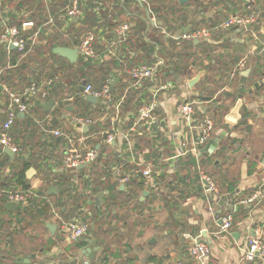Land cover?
Instances as JSON below:
<instances>
[{
    "label": "crops",
    "instance_id": "0c3cea01",
    "mask_svg": "<svg viewBox=\"0 0 264 264\" xmlns=\"http://www.w3.org/2000/svg\"><path fill=\"white\" fill-rule=\"evenodd\" d=\"M90 1L92 7L87 8L85 13H91L95 19L94 21L92 18L89 22L94 23L92 28L98 30L94 46L99 53H102L104 48H111V50L106 52L104 60L89 63L88 71L91 72L93 77L99 78L101 77L100 70L102 65H106L108 72L105 80H107L119 61L120 78L117 82L110 85V88H114L112 95L115 96L119 92H126L131 87L133 78L128 73V70L139 64H146V59L142 57V53L146 50L133 48L136 47V44L146 40V32L150 35L152 33L158 35L159 33L165 38L167 36L157 29H151V26H153L152 17L147 13L146 8L135 0ZM132 1H134V5H132ZM188 1L186 0V2ZM15 2L16 0L7 2L5 12L8 10H14L15 12ZM202 2L203 5L204 3H210V8L206 10V6L204 5L205 8H203L200 3V6L188 3L186 11L190 6L195 8L189 11L191 15L186 12V30L206 25L210 21L219 22L231 13L248 14L251 12L256 20L250 25L233 26L225 31L220 30L210 39H193L194 42L200 43L199 46L192 48L195 63L192 64L191 68L193 74L199 75L198 80L190 86L188 84L189 77L183 76L178 78L179 81L176 87L170 92L160 93L159 110H161L164 117L163 124L160 128L156 124H152L147 133L145 131L142 135L132 134L131 136L136 157L160 159L163 156L165 167L162 168V174H165V177L166 175L167 177L176 176L171 183L174 186V191L167 190L169 184L167 181H158L157 187L153 191L156 197L152 198L150 191L140 182H136L132 186L118 183L117 190H125L124 193H130L128 198L116 192L114 195L117 196L116 209L118 213L120 206L123 209L125 206L119 205V202L128 203L126 206H130V209H127L126 212L131 217V224L127 225L133 232V242L125 239L127 237L124 235L125 224L123 225L119 222L116 230L104 229L105 226H101V222L100 225L94 224L93 227L94 229L98 228L96 230L99 231V234L96 235L91 231L89 234L77 239L62 235L58 231L57 226L54 232L51 233L45 224L46 222H54L56 224V222L51 218L49 209H47L48 212L45 211L46 216L50 214L49 218L42 224L40 215L35 212L37 210L20 212V210H16L19 206L17 204L13 208H6L5 204L7 201L4 200L2 203L3 208H1L0 204V264H16V257L25 255H28L29 261L20 262L19 264H177L178 262L200 264L189 257L188 246L194 237L202 238V229H204L207 238L210 240L208 243L210 254L205 260V264H264V261H246L243 257L247 239L252 234L253 228L258 226L264 235V164L261 162V158L264 155V0H202ZM105 14L107 16L104 18ZM112 14H114L113 17ZM25 21L24 31L33 29L34 25H36L35 22ZM104 21L111 24L103 25ZM123 21H128L130 24L128 39L124 41L126 43L117 41L114 35L116 25ZM55 23L51 26H45L43 31L40 32L37 46L45 41L55 42L54 46H70L65 43L56 44L65 39H62L64 36L62 33L63 29L55 28L60 26V24L57 20ZM79 25L74 23V26ZM83 25L85 26L87 23ZM183 27L181 26L180 28L184 31ZM42 35H44L43 38H41ZM137 38L139 42H136ZM113 40L115 41L114 44L112 43ZM205 40L211 42L208 48L204 47L203 43ZM162 41L163 45L166 43L168 46V39H162ZM42 52L45 53L44 51ZM158 52L156 56H153L154 61L151 58L147 59L148 65L158 61L165 64L164 62L168 59L166 58V50H161L160 48ZM54 54L56 56L49 54L43 57V55L38 53L40 57L38 65L41 66L39 73H42L43 69L45 73H49L55 67L62 66L65 82L62 93L68 94V81L71 80L72 74L69 73L66 63L59 59L62 56ZM209 56L212 58L223 56L228 60L227 66L229 68L227 70L230 73L239 59L245 58L246 64L238 73L235 72L232 76L228 73L227 79L225 78L226 76L220 79L216 75L217 65H215L214 59L211 60V66H214L215 69H209V71L205 69V66L209 65L207 59ZM233 57L235 58L232 63ZM67 61L70 62L68 59ZM164 69L157 70L156 68L155 76L152 80L142 79L138 83L139 93L144 92L146 87H151L155 80L160 82L169 80L165 78L166 76L162 77L163 73L166 75ZM73 70H75V67H73ZM206 72L209 75L206 80H203V75ZM31 73H33V70ZM15 74L17 75V73ZM31 75H34V73ZM201 79L202 81L199 82ZM15 82L16 80H14ZM101 82L98 84H101ZM18 83L22 86L13 84L11 87L16 91H23L27 84L25 85V82L20 83V79ZM214 83L216 87L212 88L211 86ZM81 85L82 83L79 86ZM197 90L208 93L209 99L201 100L202 103L197 106H200V109L197 108L195 114L192 115V124H188L178 115L176 103L180 100L198 99ZM4 104L5 102L0 98V109L4 108ZM75 106L74 102L73 104H68V109L74 111ZM88 108L91 110L95 107L90 106ZM44 111L46 110L43 108L36 110L38 114ZM134 111H126L121 116L120 113L117 114L115 122L119 123L122 129L130 125L134 120ZM19 113L18 117L20 119L24 118V115ZM92 113L99 118V113ZM114 114L115 110L110 109V115L113 116ZM206 117L215 120L217 123L212 128L210 140L199 148L198 166L201 168L200 163L206 164L209 162L206 159V154L213 153L214 155L211 156L210 160L214 161L211 162V165L222 173L221 188H215L212 193L204 191L203 188L202 196H200L193 193L196 188L192 179L196 175L197 170L194 166L188 168L186 162L189 156H195L193 148L197 147L196 140L200 135L197 121L199 122ZM232 119L235 120L233 121ZM99 121L102 122V120ZM52 123H57V120H52ZM94 127L95 125L90 126L88 129H95ZM11 134L15 135L13 132ZM214 137H218L215 141V148L208 151V144ZM34 138L41 141L39 136L34 135ZM96 139L94 138L92 141ZM57 142L62 144L61 140ZM96 147L98 146L96 145ZM118 147L119 141L117 139L115 145H112L111 148L115 150ZM98 148L108 151L105 147L100 148L99 146ZM56 149H53V151L56 152ZM255 153H258V157H251V154ZM44 156L46 158L43 161L49 162V158L46 155ZM13 157H9V160L13 159ZM10 169V165H2L0 171H10ZM28 171L27 169L25 170V175L28 179L29 187L39 191L43 190V182L36 170H32L29 175ZM10 172L7 175L4 173V177L0 178V187H6L10 183ZM178 173L183 174L182 179H184V174L188 173L183 183H180V181L176 182L178 181L176 180ZM113 181H115L113 177H106L100 184V191L104 192V200L102 201H98L96 197L99 191L94 195L90 194V196L86 194L84 190L89 186L86 187L84 178L78 182L76 189H72L73 196L72 194L66 196L64 189L56 187V190L51 192L54 195H47L50 193L45 190L46 198L42 199H47L50 203L55 204L57 202L56 199L60 198L61 195L62 198L66 197L63 200L64 205L60 208L62 216L65 217L76 214L77 201L88 202L98 211L96 214L97 222L101 221V218L109 220V218H106L107 206L110 203V201L108 202L109 192L107 187ZM89 189L91 190V187ZM92 190H94V187H92ZM257 190L260 191L259 202L252 204L240 202V200ZM144 191H147V193L143 196ZM168 192H172L179 199L178 202L181 208L176 219L177 222H182L181 225L170 224L166 226L164 224L167 217L165 205H167L168 199L164 202L160 194L163 193L164 196ZM191 192L192 194L186 199L181 197L183 194ZM135 197L140 201L139 204L134 200ZM91 198L92 201L89 200ZM123 199L127 201L123 202ZM96 200L98 201L97 203ZM32 205H34V201ZM116 209L113 208L111 213H115ZM147 210L148 214H144ZM235 211L237 212L234 214V223L231 224L229 230L220 231L219 221L221 215ZM21 217L29 221L28 228L21 229L19 224ZM110 219L112 220V218ZM147 220H149L148 225L147 223L143 225L142 223ZM113 221H115V224L117 223L115 219ZM31 224H33L32 227H29ZM106 225L107 227L110 226V224ZM4 228L8 229V231L1 233ZM104 233L106 236H113L112 241L106 242L102 237L98 236H102ZM103 255H105V259H102ZM151 256H154V258H150Z\"/></svg>",
    "mask_w": 264,
    "mask_h": 264
},
{
    "label": "built area",
    "instance_id": "2783aa9c",
    "mask_svg": "<svg viewBox=\"0 0 264 264\" xmlns=\"http://www.w3.org/2000/svg\"><path fill=\"white\" fill-rule=\"evenodd\" d=\"M86 1L88 0H69L64 6V9H59L60 11L65 10L66 17L65 14L60 15V20L58 21L60 26L55 28L60 30L62 28L64 36L66 25L70 22L77 24L83 19L87 8H90L82 4V2ZM135 1L146 8L147 13L152 17V25L155 29L163 32L165 36L176 39L177 41L181 39L192 40L197 38L210 39L220 30L225 31L233 26L250 25L256 20L251 12L248 14L231 13L219 22L210 21L206 25L189 28L186 31H183L181 28L176 31H167L166 26L162 25V22L159 21L154 12H152L149 0ZM1 7L3 10L7 8L5 0H0V8ZM22 12L25 11L23 10L21 13ZM0 24V44L6 47H10L9 45L12 44L14 48L21 51V56H24L26 53L33 52L34 47L38 43L40 32L43 31L44 27L56 23L54 17L50 15L40 25L34 26L29 34L21 32L15 24L9 23L6 17L1 18ZM129 25L128 21H123L116 25L114 35L117 41H127L128 32L130 30ZM97 32L98 30L96 28H91L82 34L79 42L75 45L78 52L77 58H80L84 62L91 63L93 61L102 60L106 52L111 50V48H104L102 53L96 50L94 42ZM112 43L114 44L115 41L113 40ZM158 63H160V61L152 65L142 63L130 68L128 73L133 78L131 86L139 87L138 83L142 79L152 80L155 76ZM245 64V58L239 59L230 73L231 76L242 69ZM119 65L120 62L118 61L114 67L115 70H112L110 77H108L107 81L99 88H94L90 82L82 83L83 90H81V92L83 95H94L96 97L95 102H99L102 105L99 118L89 113L74 112L68 109V104H73L74 102V94L62 93L65 82L63 71L59 66L55 67V69L49 73L35 76L23 91H16L7 83L0 81V98L5 102L4 108L0 109V113H4V119L0 123V146L2 148L8 147L14 153V156L16 154H21L22 156L27 155L28 146H30L34 140L29 139L27 143H22L21 140H16L11 134V128L17 120L18 113L21 112L24 117L30 120L36 127L37 133H35V135L40 137L41 141L39 142H44L41 151L43 155L48 156V158L51 157L49 156L50 153L48 154L44 149L53 150L49 149L52 147L50 142L52 141L53 143V139L60 137L62 142L60 145L62 154L58 160L61 167L69 173V180L63 188L66 192V196L72 194V189L77 188L78 182L82 178H84V181L88 180L91 182L86 186L91 187V190L89 187L84 190L86 194H88V196H90V194H96V192L92 190V184H94L92 180L96 168L109 170L113 179L122 185L129 186L132 182H141L146 188L156 186L157 178L162 175L163 171L161 167H158L159 158H157L158 162H156L153 157H136L131 136L132 134L142 135L145 131L147 133L152 124H156L157 127L160 128L164 122V117L161 110H159V95L163 92H170L176 87L179 80L169 79L162 82L155 80L151 87H146L144 92L139 93L138 105L134 111V120L130 125L122 129V127L115 126L114 122L121 109L123 95L113 100L112 93H110L109 90V86L112 85L111 83L117 82L120 78ZM49 98L54 99L52 107L38 114L36 110L42 108L39 103ZM200 103H202V101L199 99L180 100L176 103V111L184 122L192 124V115L195 114L197 108L200 109V106L197 107ZM110 108L115 110L113 116L110 115ZM53 118L57 120V126L51 125ZM106 118H109L111 122L110 126L97 128L96 122L99 120L104 122ZM197 123V126L200 128V135L196 140L197 147H194L193 150L195 157L198 159L200 156V146H203L210 140L214 121L206 117L199 122L197 121ZM94 125L95 129H88L90 126ZM119 134H122V143L120 147L115 148L117 155L114 156V158H108L106 162H102L99 159L98 147L111 148L112 145H115L116 138ZM94 138L97 139L92 141ZM45 143H47L48 147L45 146ZM96 145L98 147H96ZM44 158L46 157L40 158L39 162L41 164H43ZM51 158H49V162L53 170H55L58 166V162ZM161 160L165 162L164 159ZM82 167L85 168L80 171ZM199 168L198 166L199 178L202 182L204 191L208 193L214 192L215 185L213 178L205 174ZM1 172L6 173V175L9 174V171L1 170L0 173ZM102 176L103 174L100 178H102ZM13 180L14 179H12L6 187H0V196H2L4 200L13 201L19 206H30L33 201L46 198L44 190L39 191L31 187L22 188ZM44 200L50 203L49 200ZM89 200L92 201V198ZM259 200L260 191L257 190L240 200V202L252 204L254 202H259ZM50 205L51 218L56 222L58 231L62 235L77 239L89 234L94 229L93 226L97 222V216L94 210L95 208L92 207L90 203L77 201L76 214L69 217L62 216L59 208L56 207L54 203H50ZM232 221V212L222 214L219 222L220 231H228ZM199 239L194 237L193 241L188 246V254L196 262L205 264V260L210 254V246L207 242L199 241ZM243 257L246 261H264V238L258 226L253 228L252 234L247 239ZM177 264L183 263L178 262Z\"/></svg>",
    "mask_w": 264,
    "mask_h": 264
},
{
    "label": "trees",
    "instance_id": "16d2710c",
    "mask_svg": "<svg viewBox=\"0 0 264 264\" xmlns=\"http://www.w3.org/2000/svg\"><path fill=\"white\" fill-rule=\"evenodd\" d=\"M12 0H5V2L9 3ZM197 3L202 4L201 6L203 8H205V6L203 5L202 0H195ZM216 1V0H215ZM69 2V0H16L15 2V12L13 11H6L2 9V7L0 8V20L2 17H6L8 19V22L11 24H15L21 32L29 34L32 29H28L26 31H24V21L28 20V21H32L35 22L36 25H40L42 22H44L50 15H52L54 17V20L59 21V16L60 15H64L66 17V13L65 10L60 11L59 9H64V6ZM152 2V1H151ZM150 2V5H151ZM188 2H183V3H179L178 0H154V3H152L151 5V10L152 12H154L156 18L158 20H160L162 22V25L166 26V30L167 31H176L178 30L181 26H185L186 22H187V14H186V8L188 6ZM83 5L85 6H91V1L88 0L86 2H82ZM25 11L22 12L21 11ZM59 10V11H58ZM181 11L182 13H180L178 15V12ZM185 12V13H184ZM264 15V12H263ZM107 15H104V18ZM114 16V14H112V17ZM95 21L94 16L91 13H85L83 16V19H81L77 24H80L79 26H74L73 22H70L66 27H65V36H63L62 39H65L63 41L57 42L56 44H68L70 46H75L79 40L80 37L82 36V34L87 31L88 29H91L92 26L94 25V23H89L90 20ZM109 19V18H108ZM26 22V21H25ZM87 23V25H83ZM106 24H111V23H107V21H104L103 25ZM1 25V24H0ZM141 30V28H139ZM151 29H155L153 26H151ZM162 39H168V46L167 48H165V46L163 45V41ZM139 42V39L137 38V41ZM181 44V47H180ZM204 47L208 48L211 45V42H208L207 40L204 41ZM55 45V42L52 43L49 48H48V54H51L52 56H56L52 50L53 46ZM200 43H196L192 40H185V39H181V40H176L170 37L165 38L162 34L158 35H150L148 32H146V40H143L142 42H140L139 44H136V47H133L135 49H145L146 51H144V53H142V57L146 59V63H148L147 59L151 58L154 61L153 56H156L157 53H159L158 51L160 50H166V58H168L166 60V62H164L165 64H162V62L160 64L157 65V70H163L166 72L163 73L162 77H167L168 75H173L174 77L172 79H178L183 77V75L185 73L190 72L189 70V66L190 68L192 67V64H194L195 62V57L193 56L194 54L192 53V48L199 46ZM38 46L36 45L34 47L33 53L32 54H36V53H40L41 55H43V57H46L47 55H45V53L43 52H39L37 50ZM204 48V50H205ZM203 50V48H202ZM29 53H26V55L21 56V51H18L16 48H10V47H6L3 44H0V81L1 82H5L7 83L9 86L14 85H18V86H22L19 85L18 80L20 79V83L25 82L24 84L28 85L31 80H33L34 76L36 75H31L33 73H31L32 70H27L26 69V65L25 63H20V60L24 57H27L28 55H31ZM54 54V55H53ZM235 57L232 58V63ZM59 59L62 60V62L66 63L67 68H73L75 67V70H73L72 73V78L71 80H69L68 82V92L69 93H73L74 94V104H76V106L74 107V112H80V113H89L92 114V112L95 113H101V107L102 105L99 102H94V103H90L88 101H86L85 96H83L81 90L79 89V85L80 83L83 82H90L92 84V86L94 88H99L101 86V84H103L104 82H106L107 80H105L106 78V74L108 72V68L106 67V65H102V68L100 70L101 72V77L96 78L93 77L91 75V72L88 71V67L90 66L89 62H84L81 59H77L76 62L74 63H70L67 61V59L59 57ZM208 64L205 66L206 71H209V69L213 70L215 69L214 66H211V60L214 59L215 60V65L216 69H217V73L216 75L219 76L220 79H222L223 76H226L225 78L227 79L228 77V73H230V71L228 72V60H226L223 56H218L216 58H212L211 56H209L208 58ZM38 63H40V59H38L37 57H35V65L37 66ZM62 71H64L62 66H59ZM2 69V70H1ZM192 69V68H191ZM69 71V70H68ZM223 72V74H222ZM17 73V75L15 74ZM71 74V72H69ZM225 73V74H224ZM238 73V72H237ZM190 74V73H189ZM15 75V79L14 78ZM209 73L206 72L205 75H203V80H206V78L208 77ZM222 75V76H221ZM95 78V80H94ZM202 79L199 81L201 82ZM14 80H16V82L14 83ZM102 81V82H101ZM99 82H101V84H98ZM23 84V85H24ZM26 85V86H27ZM109 90L110 93L113 94L114 88H110L109 86ZM139 87L137 86H131L126 92H119L117 93L115 96L112 95V99H118L119 97H121L123 95V102L121 103V111H119L120 116L126 112V111H130V110H135L137 105H138V96H139ZM199 95L202 96L201 98L205 99H209L208 93L200 91ZM199 100H201L199 98ZM93 106L95 107L94 109L89 110L88 107ZM111 109V108H110ZM110 112V110H109ZM4 119V113H0V123L2 122V120ZM18 122V123H17ZM110 120L109 118L104 119V122L101 121H97L96 122V126L97 128L99 127H109L110 126ZM115 126L117 127H121V125L119 126V123L117 124L116 122H114ZM53 126H57V123H52ZM215 125V123H214ZM214 127V126H213ZM18 129V130H17ZM11 132L15 133V135H13L15 137L16 140H21V142L23 143H27L29 141V139H33V143L28 146V153L26 156H22L21 154H16L13 159L9 160V156L3 151V148L0 146V169L2 167V165H10L11 169H10V175L9 177L11 178L10 181H12V179H14L13 181H15L16 183H18L22 188H28L29 187V183H28V179L26 178L25 175V170L29 167V166H33L36 169V173L41 177V180L43 182V190L47 191V188L49 187V185L53 184L56 185V187H61V189L63 190L68 177H69V173L65 171V169H63L59 163V158L61 157V148H60V142H57L55 139H53V143L52 141L50 142V144L52 145L51 148L49 149H56V152H54L53 150H48L47 148L44 149V151L48 152L49 158L54 159L58 162V166L56 167L55 170H53V167L51 165L50 162H43V164H41L38 160H40V158L43 157V153L42 151V146L44 145V142H39L38 140H36L34 138V135L36 132V127L34 126L33 123L30 122V120L26 119L25 117L20 119L19 117H17V121L16 123L12 126L11 128ZM45 146H47V143H45ZM108 151L99 149V159L102 162H106L111 158H114V156H116L117 152L115 150H112V148H107ZM111 152V153H109ZM105 153V154H104ZM214 155L213 153L211 154H206V159L209 162H213L214 160H210L211 156ZM48 157V156H47ZM159 157V156H158ZM163 157V156H162ZM159 159V162L157 160V158H155V161L159 163L158 167H165V162L162 161L161 159ZM17 163V164H16ZM186 166L188 168H190L191 166H194V168L197 170L196 175L194 176V178L192 179L195 183V188L196 191L193 193H196V195H200L202 196V190H203V185L202 182L199 178V173H198V159L194 156H189V159L186 162ZM18 165V166H16ZM201 166V163H200ZM14 167V169H13ZM19 167V168H18ZM85 168V167H84ZM83 167L80 168V171L84 169ZM103 174L102 178L101 175ZM188 173L184 174V179L185 176H187ZM109 178L112 177L111 176V172L107 169L105 170H101V168H96L95 172H94V178L92 180V185H94V192L100 191L101 187L100 184L102 183V181L105 178ZM176 177V176H175ZM174 176L171 177H165V174L158 176L157 178V182L158 181H167L168 184V188L167 190L169 191H174V186L171 185V183L175 180ZM183 178V174L178 173L177 174V178L176 182L183 183L184 179ZM86 181V186L88 185V183H91L88 180ZM134 183L136 182H132L129 186H132ZM141 183V182H140ZM175 183V182H174ZM156 186L147 188L148 191H150V193L152 194V198L156 197L155 192H153L155 190ZM107 191L109 192L108 196V202L110 201V203H108L107 206V210L108 212L106 213V218H109V220L106 221L107 224H112L113 219L111 220L110 218H114L116 220L117 216H118V210L116 209L115 205L116 204V198L117 196L114 195V193H118V194H123L125 198H128L130 193H124L125 190H117L118 189V183L117 181H113L112 183H110L107 187ZM58 189V188H57ZM184 189V187H183ZM61 190V192H62ZM166 190V191H167ZM178 191V190H177ZM160 193V192H159ZM191 193H186L183 194L181 197H183L184 199H186L189 195H191ZM47 195H54V194H47ZM56 195V194H55ZM165 196V197H164ZM163 196V201L166 202L165 200H167L166 204V209H167V217L166 220L164 222V224L170 225V224H179L181 225L182 222H177L176 216L179 215L178 213L180 212V206H179V202H178V198L177 196H175L172 192H168ZM204 196V195H203ZM66 198V197H65ZM62 198V195L60 198L56 199V203L54 204L56 207L59 208L60 212H61V207L64 205V199ZM72 200H76V199H72ZM104 200V198H103ZM136 201V203H140V201L138 200L137 197H135L134 199ZM127 200L123 202H126ZM0 204H1V208H3V202H4V198L2 196H0ZM126 203H120L119 205H125ZM50 203H48L46 200L42 199V200H35L34 201V205L32 206H18L16 210H20V212H27L28 210H37L35 211L36 213H38L40 215V219H41V223L43 224L44 221L46 219L49 218V215L47 214V216L45 215V211L48 212L47 209L50 210ZM122 207V206H121ZM116 209L115 213H111L112 209ZM94 209V208H93ZM123 209V207L121 208ZM95 210V209H94ZM39 211V212H38ZM96 214H97V210ZM237 211L233 212V221L232 224L234 223V219L235 216L234 214ZM39 217V216H38ZM122 218L119 217L118 220H121ZM97 225H100V221L96 222ZM123 224V223H122ZM124 225V224H123ZM98 229V228H95ZM104 229H107L106 227ZM9 235V234H8ZM263 238L264 235L262 234ZM190 257V256H189ZM150 258H154V256H151ZM191 258V257H190ZM102 259H105V255H103ZM192 259V258H191ZM193 260V259H192Z\"/></svg>",
    "mask_w": 264,
    "mask_h": 264
},
{
    "label": "rangeland",
    "instance_id": "374dc122",
    "mask_svg": "<svg viewBox=\"0 0 264 264\" xmlns=\"http://www.w3.org/2000/svg\"><path fill=\"white\" fill-rule=\"evenodd\" d=\"M152 1V2H151ZM149 2H151V5H152V3H154V0H149ZM189 3L191 4V3H194V4H196L197 6H200V4L199 3H197L195 0H189ZM136 4V3H135ZM132 5H134V1H132ZM204 5L206 6V10L207 9H209L210 8V3H204ZM134 8V7H133ZM193 8H195L194 6H190L189 7V9L186 11V12H188V14L189 15H191L190 14V10H192ZM130 9V8H129ZM180 13H182L181 11H179L178 12V15L180 14ZM185 13V12H184ZM160 21V20H159ZM153 34V33H152ZM151 34V35H152ZM44 37V35H42L41 36V38H43ZM45 44V45H44ZM52 44V42L50 43L49 41H45V42H43V43H39L38 44V48H37V50L39 51V52H42V51H44L45 52V55H47L48 54V48H49V46ZM164 46L166 47L167 46V44L165 43L164 44ZM33 52H31L30 54L31 55H28L27 57H24V58H22L21 60H20V62H19V64L20 63H25V65H26V70L25 71H27V70H33V72H34V75L36 74V76L38 75V74H43V73H45V70L43 69V71H42V73H39V70H40V65H38V66H36L35 65V57L37 56V58L39 59L40 57L38 56V53H36V54H32ZM36 70V71H35ZM68 70H69V72H72L73 71V68H68ZM189 70H190V72H188V73H185L183 76H188L189 77V79L190 78H192V77H194L196 74H193V71H192V69L190 68V66H189ZM65 72H67V71H65ZM190 73V74H189ZM72 74V73H71ZM193 74V75H192ZM222 74H223V72H222ZM225 74V73H224ZM222 76V75H221ZM35 77V76H34ZM174 76L173 75H168L167 77H165V78H167V79H172ZM69 78H71V77H69ZM188 79V80H189ZM212 88H214V87H216V85H215V83L214 84H212V86H211ZM196 89H198V88H196ZM200 90V89H199ZM199 90H197L198 91V94H199ZM197 94V96H198V99L200 98L201 100H204L203 98H201L202 96H199ZM213 120V119H212ZM214 121V123H215V125H216V121L215 120H213ZM251 157H258V153H255V154H251ZM17 164V163H16ZM30 168H32V170L34 171V170H36L34 167H28L27 168V171L30 169ZM200 170H202L205 174H207V175H209V176H211L212 178H213V182H214V187L215 188H221V185H220V182H221V174L222 173H220V172H218V170L215 168V167H213L212 165H211V162H207L206 164H201V168H199ZM4 173L3 172H1V174H0V178H2V177H4V175H3ZM160 197H162L163 198V193H161L160 194ZM80 202H82V201H80ZM128 203H126L125 204V206H124V209H121L122 207L120 206V210H119V214H118V216H117V218H116V224H115V221H112V224L109 226V227H107V223H106V221L107 220H104L103 218H101V226H105L106 228H108L107 230H116L117 229V227L119 226V223H123V224H125V230H124V235L125 236H127L125 239L126 240H131L132 242H133V232H132V230H131V228L128 226V225H130L131 224V222H130V220H131V217L129 216V215H127V209H130V206H126ZM115 207H117V205H115ZM149 212H151L150 210H149ZM144 214H148V210H147V212L145 211L144 212ZM119 217H121L122 219L121 220H118V218ZM146 217H147V215H146ZM112 218V217H111ZM112 219H114V218H112ZM19 224H20V226H21V229L22 228H25V227H27L28 225H29V221L27 220V219H25L24 217H21V219L19 220ZM119 222V223H118ZM147 223V225H148V223H149V220H147V221H144L142 224L143 225H145ZM34 224V223H33ZM33 224H31V226H29V227H32V225ZM128 224V225H127ZM35 226H36V224H35ZM28 228V227H27ZM134 231H135V229H133ZM8 231V229H6V228H4L2 231H1V233H5V232H7ZM96 235L97 234H99V231H97L96 229H93L92 230ZM113 232V231H112ZM111 232V233H112ZM95 235V236H96ZM132 235V236H131ZM99 237H102V239L103 240H105L106 242L107 241H112V238H113V236H110V235H105V233L104 234H102V236L101 235H98ZM131 236V237H130ZM129 237V238H128ZM114 239H115V237H114ZM119 239V238H118Z\"/></svg>",
    "mask_w": 264,
    "mask_h": 264
},
{
    "label": "water",
    "instance_id": "95a60500",
    "mask_svg": "<svg viewBox=\"0 0 264 264\" xmlns=\"http://www.w3.org/2000/svg\"><path fill=\"white\" fill-rule=\"evenodd\" d=\"M179 2L183 3V2H186V0H179ZM186 27L187 26L183 27L184 31L186 30ZM9 46H10V48H14V46L12 44H10ZM52 50L54 53H56L62 57L67 58L70 62H75L77 60L78 52H77V47H75V46H72V47L71 46H54L52 48ZM198 78H199V75L196 74L194 77H192L188 80V84L190 86H192L194 84V82H196L198 80ZM79 89L83 90V86L82 85L79 86ZM85 99L89 102H95L96 101V97L92 94H86ZM53 103H54V99L49 98L45 101H41L39 104L44 110H49L52 107ZM19 114L23 115L22 113H19ZM53 120H54V118H53ZM232 120L234 121L235 119H232ZM117 139L119 141V147H120L121 143H122V134H119L117 136ZM217 139H218V137H214V139H212L210 141V143L208 144V147H207L208 151H211L215 148V141ZM56 140L59 141L60 137H56ZM3 151L5 153H7L10 158H12L14 155V153L8 147H3ZM261 162L264 164V155L261 158ZM30 172H32V168L29 169L28 175L30 174ZM121 187H122V185H121ZM55 190H56V186H54V185H50L47 189L48 193L54 192ZM146 193H147V191H144L143 196ZM103 195H104L103 191L97 192V194H96L97 200L102 201ZM97 200H96V203L98 202ZM14 205H15V202H13V201H7L5 204L6 208H13ZM45 225L47 226V228L50 230L51 233L54 232V230L56 228V224L54 222H46ZM201 235H202V238H200L199 241H205L207 243L210 242V240L207 238V236L205 234L204 229L201 230ZM28 261H29L28 255L16 257V264H19L20 262H28Z\"/></svg>",
    "mask_w": 264,
    "mask_h": 264
}]
</instances>
